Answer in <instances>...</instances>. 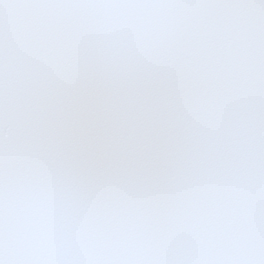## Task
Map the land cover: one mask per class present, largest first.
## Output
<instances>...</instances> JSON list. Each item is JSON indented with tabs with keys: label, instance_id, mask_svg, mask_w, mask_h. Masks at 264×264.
I'll return each mask as SVG.
<instances>
[{
	"label": "snow or ice",
	"instance_id": "1",
	"mask_svg": "<svg viewBox=\"0 0 264 264\" xmlns=\"http://www.w3.org/2000/svg\"><path fill=\"white\" fill-rule=\"evenodd\" d=\"M0 264H264V0H0Z\"/></svg>",
	"mask_w": 264,
	"mask_h": 264
}]
</instances>
